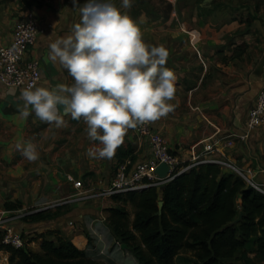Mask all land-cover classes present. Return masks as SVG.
<instances>
[{"label":"crops","instance_id":"obj_1","mask_svg":"<svg viewBox=\"0 0 264 264\" xmlns=\"http://www.w3.org/2000/svg\"><path fill=\"white\" fill-rule=\"evenodd\" d=\"M257 1L251 7L247 5L252 18L249 26L244 27L236 9L222 0H201L198 5L193 0H132L127 7L122 0H113L121 11L136 20L147 43L163 44L168 49L165 64L176 75V91L170 101L174 107L153 124L186 163L198 156L216 157L234 165L243 163L242 167L248 168L257 159L259 150L254 140L263 127L252 130L245 140L240 138L246 133L249 110L264 84V76L257 75L264 58V3ZM83 3L79 0V4ZM147 3L154 6V18L147 16ZM31 6L49 26L26 55L27 59L37 58L41 62L39 84L51 88L57 83H71L73 78L68 70L48 57V43L66 34L79 20L78 7L73 0H42ZM231 9L234 12L230 16ZM23 12L19 0H0V46L12 40ZM240 28L248 31L239 33ZM247 47L250 52L253 50L252 60L243 65L246 55L237 50ZM21 105L20 88L0 84V215L12 218L16 230L29 236L28 248L34 252H42L38 235L61 229L88 255L99 249L101 259L110 255L116 264H141L128 251L120 256L107 222L109 213L104 201L108 198L76 199L77 190L68 176L84 182L82 191L103 188L118 166L126 164L131 168L152 156L148 140L137 135L134 127L129 128L111 158H97L89 155L87 149L99 142L88 137L82 117L73 119L70 113H63L60 105L64 123L56 126L41 120L32 110L26 118H20ZM17 140L36 143L39 158L29 161L23 157L15 148ZM211 144H215V151L205 152V146ZM263 172L264 165L255 170L254 178L259 184H264ZM37 202H60L58 206L71 203V209L51 220H23L24 214L19 211ZM97 220L100 223L96 224ZM1 238L0 233V264H11Z\"/></svg>","mask_w":264,"mask_h":264},{"label":"trees","instance_id":"obj_2","mask_svg":"<svg viewBox=\"0 0 264 264\" xmlns=\"http://www.w3.org/2000/svg\"><path fill=\"white\" fill-rule=\"evenodd\" d=\"M112 199L121 203L107 210L112 235L141 264H178L179 259L193 264L264 263V194L220 164L200 163L161 187L119 193ZM127 203L135 206L132 223ZM60 215L57 210H40L23 220ZM38 238L42 252L4 246L10 263L105 264L79 249L61 229Z\"/></svg>","mask_w":264,"mask_h":264},{"label":"clouds","instance_id":"obj_3","mask_svg":"<svg viewBox=\"0 0 264 264\" xmlns=\"http://www.w3.org/2000/svg\"><path fill=\"white\" fill-rule=\"evenodd\" d=\"M132 0H122L127 7ZM79 20L64 35L48 43V57L59 61L73 78L53 87L28 84L20 89V118L30 110L41 120L60 126V114L81 117L90 139L87 149L97 158H111L129 128L154 121L173 109L176 75L166 66L168 49L142 38L139 24L113 0H73ZM15 148L29 161L39 158L32 140H17Z\"/></svg>","mask_w":264,"mask_h":264},{"label":"built area","instance_id":"obj_4","mask_svg":"<svg viewBox=\"0 0 264 264\" xmlns=\"http://www.w3.org/2000/svg\"><path fill=\"white\" fill-rule=\"evenodd\" d=\"M48 25L44 24L34 11L27 12L24 17L16 23L12 40L8 44L0 46V84L12 88H23L28 84H39L42 79L41 62L37 58H26L31 47L39 37L46 33ZM264 127V84L257 96L255 104L249 110L246 133L240 135L245 140L252 130ZM137 135L146 138L152 150V156L141 161L131 168L126 164L118 166L110 182L103 188L85 189L82 180H76L69 175L68 180L72 182L77 190L76 199L89 200L92 198H112L115 194L125 193L132 190H141L149 186H163L172 181L178 175L188 171L200 163H217L224 168H231L240 174L249 184L264 194V184H259L254 178L255 170L252 168L239 169L231 162L216 157H196L193 162L186 163L175 153L165 135L158 130L153 121L138 123L134 127ZM215 144L205 146V152H214ZM165 163L169 166L167 177L162 178L156 173L159 165ZM12 218L0 215L1 242L4 246L16 249L26 247L23 233L16 230L11 223Z\"/></svg>","mask_w":264,"mask_h":264},{"label":"rangeland","instance_id":"obj_5","mask_svg":"<svg viewBox=\"0 0 264 264\" xmlns=\"http://www.w3.org/2000/svg\"><path fill=\"white\" fill-rule=\"evenodd\" d=\"M200 1L201 0H193V2L194 3H197V5H198V3ZM19 2H21V7L24 10L23 15H25L27 12H29V11L32 10V6H31L32 4H35L36 5V4L39 3V1L36 2V0H19ZM222 2H226V3H224L225 5H230V6H232V9H236L235 13L238 16V19H240L241 22H244V27H246V26L248 27L249 26L248 25V21L252 18V13L249 12L247 9H250V7L252 6V4H254V3L257 4L258 3L257 0H222ZM261 3L263 4L264 3V0H261ZM247 5L250 6V7H247ZM152 6L153 5H150L149 3L144 4V7H145V11L147 13V16L148 17H151V18L152 17L154 18L155 14H154V11L152 9ZM232 9H231V12H230V10L228 12L230 14V16L234 12ZM245 30H247V29H242L241 30V28H240L239 33H243L244 34ZM258 50H259V48H258ZM237 53H240L242 55L245 53L244 55H246V56L242 59L243 62H244L243 65H245V62L246 61L252 60L253 50L250 52V50H248V47L246 49L243 48V49L237 50ZM260 53H261V50L259 51V54ZM256 143H257V148L259 150V151H257V154H256L257 159L254 162V164H252V166H249V167L252 168L253 170H261L263 168V165H264V127L261 128V131H259V133H257L255 135L254 144H256ZM245 157H246V159L248 161L249 157L248 156H245ZM242 165H243V163H240V162H238L237 164H235V166L238 167L239 169H243L244 167H246V166L242 167ZM228 170L229 171H235V170H233L231 168H229ZM58 203H60V202H50V203H47V204H40L39 205V203L37 202L36 203L37 205L32 206V207H27L26 209L21 210L19 212L22 213V214H24V216H25V215H27L29 213L34 212L35 210H52V211L57 210V212L58 213H61L62 215L65 214L66 212L70 211V209H71L70 208L71 203H67V204L60 205V206L56 205ZM119 204H121V203H117L116 201H114L111 198L105 199V201H104V207L107 210L110 209V208H112V207H116ZM125 206H126L127 210L129 211V223H132V221H133L132 215L135 214V206L132 205V204H130V203L125 204ZM57 208H59V209H57ZM24 216H22V217H24ZM72 222L76 225V221L74 219L72 220ZM101 222H102V218H101ZM95 223L98 224V223H100V221L97 220ZM23 236H24V238L26 240V244H27L26 247H28V243H29V238L28 237L29 236L26 235V234L24 235V233H23ZM90 239H92V238H90ZM116 243H117V245L116 244L115 245L119 248L118 252H120V256H125L126 254H128L127 251L129 253H131L128 249H126L124 251L120 247L122 245L119 242L116 241ZM92 244L95 245L94 242H92ZM124 248H126V247H124ZM94 252H95L94 254L92 253V254H89V255H90V257H92L96 261L103 262V263L105 262L107 264H116L112 259L110 260V257H111L110 255L107 256L106 258L102 257V259H103L102 260L100 258V256L102 255V253H100L99 249L98 250H94ZM178 264H193V263H187V262H184L183 260L179 259L178 260ZM259 264H264V263H259Z\"/></svg>","mask_w":264,"mask_h":264},{"label":"water","instance_id":"obj_6","mask_svg":"<svg viewBox=\"0 0 264 264\" xmlns=\"http://www.w3.org/2000/svg\"><path fill=\"white\" fill-rule=\"evenodd\" d=\"M206 1H210V0H206ZM262 72H264V58L262 59L260 65H259V67H258L257 75H259L260 77L264 76V73H262ZM155 171H156V173H157L160 177L165 178V177H167V175H168V172H169V166H168L167 164H165V163H162L161 165H159V166L157 167V169H156ZM261 176H262V178H264V172L262 173ZM159 206H160V208L162 209V207H163V201H160V202H159ZM242 215H243V212H241V214H240V216H239L238 219H241V218H242ZM123 247H126V245L124 244Z\"/></svg>","mask_w":264,"mask_h":264}]
</instances>
